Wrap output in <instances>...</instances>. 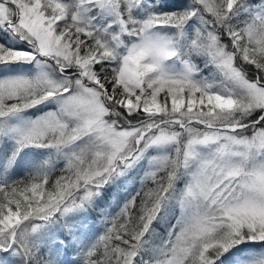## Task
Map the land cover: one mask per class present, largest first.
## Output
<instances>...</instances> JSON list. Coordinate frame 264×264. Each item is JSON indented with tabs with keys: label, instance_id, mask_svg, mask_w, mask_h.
<instances>
[{
	"label": "snow or ice",
	"instance_id": "1",
	"mask_svg": "<svg viewBox=\"0 0 264 264\" xmlns=\"http://www.w3.org/2000/svg\"><path fill=\"white\" fill-rule=\"evenodd\" d=\"M0 264H264V0H0Z\"/></svg>",
	"mask_w": 264,
	"mask_h": 264
}]
</instances>
